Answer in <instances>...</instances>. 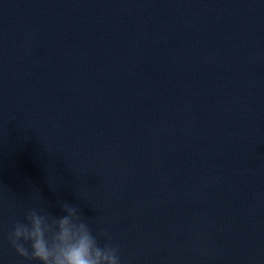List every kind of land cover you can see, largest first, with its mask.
Listing matches in <instances>:
<instances>
[{
  "label": "water",
  "instance_id": "water-1",
  "mask_svg": "<svg viewBox=\"0 0 264 264\" xmlns=\"http://www.w3.org/2000/svg\"><path fill=\"white\" fill-rule=\"evenodd\" d=\"M65 202L121 264H264V0H0V264Z\"/></svg>",
  "mask_w": 264,
  "mask_h": 264
},
{
  "label": "clouds",
  "instance_id": "clouds-1",
  "mask_svg": "<svg viewBox=\"0 0 264 264\" xmlns=\"http://www.w3.org/2000/svg\"><path fill=\"white\" fill-rule=\"evenodd\" d=\"M63 215L29 209L14 224L8 239L15 253L35 264H121L119 248L106 230L94 235L76 205L62 203Z\"/></svg>",
  "mask_w": 264,
  "mask_h": 264
}]
</instances>
